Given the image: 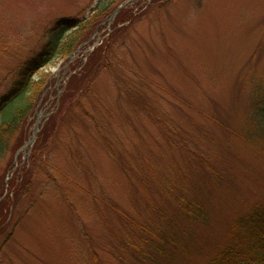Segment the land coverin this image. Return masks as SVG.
Returning a JSON list of instances; mask_svg holds the SVG:
<instances>
[{
    "label": "rangeland",
    "instance_id": "1",
    "mask_svg": "<svg viewBox=\"0 0 264 264\" xmlns=\"http://www.w3.org/2000/svg\"><path fill=\"white\" fill-rule=\"evenodd\" d=\"M65 18L87 27L0 150V194L18 198L0 264H207L264 202V0H0V97Z\"/></svg>",
    "mask_w": 264,
    "mask_h": 264
},
{
    "label": "trees",
    "instance_id": "2",
    "mask_svg": "<svg viewBox=\"0 0 264 264\" xmlns=\"http://www.w3.org/2000/svg\"><path fill=\"white\" fill-rule=\"evenodd\" d=\"M102 7L103 5H100L96 11L98 12L100 9L99 11L103 12L106 7ZM125 11L129 12L128 8ZM122 12L115 19L117 25H124L129 22L128 18L123 17ZM99 15L96 17L94 15L90 18V21H94ZM86 27L87 23L85 19L65 18L55 21L53 28H50L45 33L42 50L19 68L20 70L14 76L9 90L0 97V115L3 117L0 126V150L2 154L4 153V148L7 146L8 138L13 133H16L20 127L22 129L26 128L28 119L32 117L33 110L40 102L43 88L49 78L47 77L45 80L42 79L41 82L36 83V76L59 55V52H62L63 46L65 53L71 55L73 53L72 44L64 45V41L68 38H76ZM71 31L76 32L69 36L68 33ZM11 162L13 163L14 160L11 159ZM11 165V169L15 170L13 174L18 175L17 173L20 172V168L14 164ZM27 177L30 179L28 174ZM16 179L18 182L17 186L20 188L25 177L22 174L18 178L16 177ZM21 196L25 197V194H21ZM13 198L9 196V193L6 196L5 193L0 194V200H2L0 202V229L7 223V214L9 213V209L13 207L16 194ZM180 202L183 204V209L189 221H201L202 223L206 221V212H204V209L198 203H187L183 199ZM154 230L155 225H151L145 231L146 237L144 240L151 247V253L148 254H152L153 252L156 256L165 255L164 241L156 235ZM5 241L7 244L9 243V240ZM172 243L176 245V241L173 239L171 245ZM226 243V246L207 264H264V202L254 207L246 216L237 220L230 230ZM129 247H133V245L130 244ZM148 256L150 255L146 254L144 258Z\"/></svg>",
    "mask_w": 264,
    "mask_h": 264
},
{
    "label": "water",
    "instance_id": "3",
    "mask_svg": "<svg viewBox=\"0 0 264 264\" xmlns=\"http://www.w3.org/2000/svg\"><path fill=\"white\" fill-rule=\"evenodd\" d=\"M124 6H120L119 8H118V10H117V13L116 14H118V12L120 11V9H122ZM37 136V132H35V137Z\"/></svg>",
    "mask_w": 264,
    "mask_h": 264
}]
</instances>
